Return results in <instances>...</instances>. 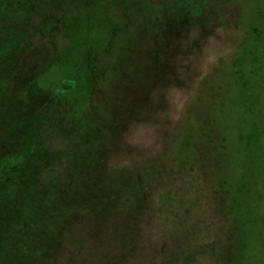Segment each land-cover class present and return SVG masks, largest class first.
<instances>
[{
  "label": "rangeland",
  "instance_id": "obj_1",
  "mask_svg": "<svg viewBox=\"0 0 264 264\" xmlns=\"http://www.w3.org/2000/svg\"><path fill=\"white\" fill-rule=\"evenodd\" d=\"M40 2L0 61V162L38 173L42 224L59 222L25 224L19 255L264 264V45L228 72L248 29L264 40V0Z\"/></svg>",
  "mask_w": 264,
  "mask_h": 264
},
{
  "label": "trees",
  "instance_id": "obj_2",
  "mask_svg": "<svg viewBox=\"0 0 264 264\" xmlns=\"http://www.w3.org/2000/svg\"><path fill=\"white\" fill-rule=\"evenodd\" d=\"M44 6L45 3H41L40 0H0V61L6 53H12L14 47L18 46L20 41H14L15 38L23 36L25 31H28L27 23L30 17L39 15L41 13L40 9ZM113 6L115 5H112L111 13H114ZM56 23L54 18H50L44 22L42 29L37 34L47 37L51 32L59 31ZM248 31L250 36L246 37L240 48L241 54L229 63L228 72L231 73L233 78L238 79L240 68L244 69V64L249 66L250 63L251 67L254 60L259 58L258 47L262 48L264 45L259 29H248ZM62 89L64 90L63 99H66L65 96L70 93L65 90H72V88L70 85L62 84ZM18 165L17 162L12 166H7L5 161L0 162V202H3V209L0 210V264H43L45 261L40 260L39 254L37 257L28 253L19 255L21 249L27 251L28 245L32 244L38 236L30 235V230H27L26 234L21 236L25 229L23 226L29 223L28 225L32 226L31 232L33 234L36 233L37 229L45 231L44 233L46 231L54 233L57 228L56 224L59 222L57 221L59 216L54 219L56 222L53 223L54 220H52L43 226V219L39 211L43 210L44 200L42 194L44 190L43 187L38 186V173L36 172L37 176L32 175L29 179L21 178L19 182H14L6 177L7 172L12 174L18 170ZM28 190H31V196H26ZM57 201H59V197ZM57 201H55L53 207L60 205V201L59 203ZM11 204L13 206L10 210L9 206L11 207ZM25 204L28 207H25ZM21 205L25 209H21ZM16 206L19 207V210L15 209Z\"/></svg>",
  "mask_w": 264,
  "mask_h": 264
}]
</instances>
